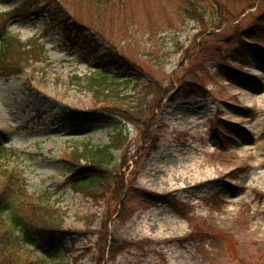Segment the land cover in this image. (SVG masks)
I'll list each match as a JSON object with an SVG mask.
<instances>
[{
	"label": "rangeland",
	"instance_id": "374dc122",
	"mask_svg": "<svg viewBox=\"0 0 264 264\" xmlns=\"http://www.w3.org/2000/svg\"><path fill=\"white\" fill-rule=\"evenodd\" d=\"M219 1L228 16L202 28L180 14L178 0H112L106 8L63 0L76 21L71 33L42 16L12 13L6 22L22 42L43 47L21 73H0V146L15 150L0 161L64 211L71 250H36L45 264L74 256L96 264L103 223L127 245L105 264H264V0ZM23 3L0 0V13ZM78 32L98 56L77 44ZM120 55L135 66L123 72L124 93L135 95L150 78L168 90L143 115V145L134 124L101 119L92 109L103 97L75 78L102 68L115 74L109 64ZM69 109L79 115L73 122ZM116 127L126 131L114 152L121 200L74 191L62 153L79 141L106 144ZM194 158L208 176L180 189L173 177Z\"/></svg>",
	"mask_w": 264,
	"mask_h": 264
},
{
	"label": "trees",
	"instance_id": "16d2710c",
	"mask_svg": "<svg viewBox=\"0 0 264 264\" xmlns=\"http://www.w3.org/2000/svg\"><path fill=\"white\" fill-rule=\"evenodd\" d=\"M85 1L96 8H106L112 0ZM178 3L180 14L193 18L199 28L205 26L206 19L219 25L229 14L219 0H178ZM12 13L23 18L46 17L48 27L61 25L66 33H71L76 24L63 0H24L14 11L1 12L0 73L7 75L21 73L29 62L37 61L43 52L42 45L36 39L22 42L6 28L5 24L12 18ZM82 35L83 33L78 32L77 44L89 51L88 54L98 56L94 50L90 51L89 40L83 37L79 40ZM119 57V62L111 61L109 64L115 68L116 73L113 75L107 68H102L83 77L76 75L75 78L85 82L98 97H103V104L92 109L99 111L101 119L106 121L114 116L134 124L140 129L143 145L149 138L150 128L145 123L148 118H143V115L152 112L168 90L155 78H150L142 87H138L140 83L136 85L135 95L124 93L123 85L128 82L124 81L123 72L134 70L135 66L128 58L121 55ZM76 113V110L69 109L65 114L68 116L66 120L73 122L79 116ZM125 133L124 128L116 127L106 144L79 141L72 145L71 151L62 153L63 167L69 174L67 180L74 191L81 192L86 197H102L106 192L110 195L113 193L117 200H121L125 182L120 169L118 170L120 165L116 164L114 152L122 146ZM14 152L13 148L0 146V158ZM122 159H127L125 154ZM63 213L50 202V195L30 193L21 171L0 161V264H45L36 250L49 254L56 251L68 254L71 246L66 236L70 230L64 226ZM85 222L86 225L90 224L87 217ZM97 237L96 264L113 262L116 255L127 247L124 241L108 234L105 223L97 230ZM67 264L83 263L74 256Z\"/></svg>",
	"mask_w": 264,
	"mask_h": 264
},
{
	"label": "bare ground",
	"instance_id": "6f19581e",
	"mask_svg": "<svg viewBox=\"0 0 264 264\" xmlns=\"http://www.w3.org/2000/svg\"><path fill=\"white\" fill-rule=\"evenodd\" d=\"M253 72L258 74L259 70L254 68ZM202 161V159L197 160L196 158H194L189 164H184V166L182 167L183 169L178 172V176L173 177L180 180L181 183L174 181L173 184H177L180 189L190 190L188 189V187H191V185L195 184L198 179H202V177L208 176V171L202 168ZM261 161L262 159H259V163Z\"/></svg>",
	"mask_w": 264,
	"mask_h": 264
}]
</instances>
